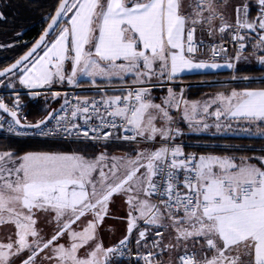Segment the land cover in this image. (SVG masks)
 I'll list each match as a JSON object with an SVG mask.
<instances>
[{
  "label": "snow or ice",
  "instance_id": "obj_1",
  "mask_svg": "<svg viewBox=\"0 0 264 264\" xmlns=\"http://www.w3.org/2000/svg\"><path fill=\"white\" fill-rule=\"evenodd\" d=\"M257 3L258 15L250 19L246 0L236 5L231 0H59L40 40L9 68L0 71V77L21 71V84L39 88L65 79L73 84L78 75L124 80L131 74L135 82L143 85L156 74L157 66L159 75L167 73L169 79L184 70L218 68V64L196 62L192 58L198 50L196 32H203L207 25L208 34L212 35L216 21L219 32L233 30V39L239 43L234 57L237 61L246 47L240 29L255 33L256 47L264 50V0ZM229 7L235 12V24L229 23ZM4 18L0 12V20ZM52 32H56L55 39L45 45L43 55L31 60ZM66 59L72 62L68 76L63 70ZM257 59L264 64V55ZM226 66L235 67L231 63ZM147 94L148 89L142 86L129 90L126 96L104 101L107 115L113 119L98 117L101 124L116 128L119 118L120 126H126L125 131L135 133L123 137L126 140L137 137L152 140L156 136L171 139L173 130L158 128L155 121L158 117L172 121V117L166 108L147 99ZM169 95L172 96L171 89ZM212 103H218L214 112L217 121L225 116L242 119L250 126H264V89L221 93ZM90 106L94 113L98 112L96 102ZM210 106L206 103L204 111ZM0 110L12 117L8 129L13 133H16L14 123L22 129H38L39 135L48 136L51 133L44 128L56 118L49 113L36 124L22 125L17 112L2 100ZM192 111L195 113L196 105ZM88 113L89 102L85 100L75 106L71 116L75 119L79 115L87 124L92 118ZM185 119H189L187 110ZM63 120L65 117H59L58 123ZM71 128L79 129L80 125L72 123ZM64 131L69 132V128ZM83 135L87 137L88 132ZM110 135L105 133L103 138ZM106 158L103 153L92 161L78 153L28 152L23 156L0 153V225L12 224L16 235L15 241L9 237L8 243L0 242V264H14L12 258L25 250L29 255L22 264H36L40 253L50 248L52 254L44 259L55 260L56 264H109V257L117 254L119 246L104 248L97 243L86 255L79 252L95 239L97 225L108 213V203L114 194L121 192L128 195L126 203L131 209L128 232L136 227L137 219L157 229L170 228L175 233V243L163 244V233L157 230L160 239L154 240L153 246H162L163 251L183 244L185 254L179 256L180 264H264V157L259 158L258 167L249 163V158H242L240 163L231 157L197 158L195 154L184 156L180 147L162 146L155 151L139 152L134 159L112 157L105 172L100 165ZM98 169L97 179L93 173ZM152 197L159 203H153ZM133 212L138 216L134 217ZM37 213H44L46 219L50 216L48 223L55 222V231L47 240L35 227ZM89 213L93 219L82 231L73 230L72 225ZM165 220L170 223L165 225ZM146 231L139 232L138 244ZM66 234L71 240L67 247L58 243ZM126 240L127 237L121 240L120 245H125ZM189 242L193 248L201 246L203 259L197 260L195 252L189 254ZM144 259L145 264H152L147 257Z\"/></svg>",
  "mask_w": 264,
  "mask_h": 264
},
{
  "label": "rangeland",
  "instance_id": "obj_2",
  "mask_svg": "<svg viewBox=\"0 0 264 264\" xmlns=\"http://www.w3.org/2000/svg\"><path fill=\"white\" fill-rule=\"evenodd\" d=\"M220 66L224 65L225 68H228L227 64L214 63ZM238 65V62L235 64V67ZM251 65H259L264 66V64H251ZM130 77L133 81H135V77L131 74L125 76V78ZM117 78V77H113ZM264 79V76L261 77ZM169 78L167 73L164 76L159 75V68L156 67V74L151 77L150 80H146L145 82H164ZM172 79V78H171ZM253 78L247 79H232L230 82H239V81H251ZM260 79V78H259ZM113 80V79H112ZM119 80V78H118ZM239 80V81H238ZM111 81V80H108ZM2 82V81H1ZM0 82V87L4 88ZM55 86V85H53ZM56 86H64V85H56ZM175 87V88H174ZM174 87H164L158 86V89H151V97L150 101L153 104H160L162 107L166 108L169 115L172 117V121H165L163 119H158L155 121V124L158 128L166 127L172 129L171 139H162L160 136H156L152 140H148L144 137H137L135 140H125L120 142L121 144L110 145L106 144V142H62L54 149L50 150H31L28 152H62V153H78L79 155L84 156L89 161L95 160L102 153L107 157L104 161L101 162L100 167L103 168L105 172H108V167L105 165H110L112 163V157H125V158H135L136 154L139 152H151L156 149L161 148L162 146L168 147L169 141H174L177 145L176 147H180L184 149V143L182 136L187 135L189 137V141L193 140L191 138H208L212 136H222V135H237L244 137H259L264 136V128H259L256 125H249L243 121H229L224 116L220 117V120L217 121L214 112L204 111V102L196 101L194 105H196V111L193 113L192 111V95L186 93V88L184 86H174ZM15 89V88H11ZM166 89V90H165ZM171 89L172 96L169 95V90ZM56 94V93H55ZM49 94L52 100L62 98V95ZM217 96L214 97V99ZM209 99L214 100L213 97ZM208 101V100H207ZM206 103V102H205ZM56 107L59 106V102H55ZM54 107V108H56ZM185 110H187L189 119H185ZM226 120V121H225ZM221 126L219 128L216 127L217 124ZM207 124L208 127L204 128L203 125ZM229 125H231L229 127ZM194 127H198V130H194ZM178 130V131H177ZM134 133V132H133ZM135 134V133H134ZM40 139V138H39ZM180 142V143H179ZM180 144V145H179ZM192 144H200L199 142H194ZM208 145V144H206ZM2 152H12L11 150H0ZM25 153H14L16 156H23ZM198 157L205 156V152L196 151ZM235 160H238L235 158ZM144 169H141L143 172ZM99 169L97 172L93 173L94 176L99 178ZM128 195L121 192L119 194H114L108 203V213L104 217L101 223H98L96 228L95 239L89 241L83 249L80 250L79 255L84 256L89 252L92 248L95 247L97 243L102 244L104 248H116L118 242L124 240L125 237H129L130 233L128 232L129 226V216L128 213L131 210L129 205L126 203ZM154 203V201H152ZM133 216H138L137 212H133ZM49 216L47 219L45 218L44 213H37L36 219L37 223L35 227L40 231V235L44 237L45 240L49 239L54 231H55V222L48 223L47 220L50 219ZM93 216L91 213L87 214L85 217H82L80 221H77L76 224L72 225V229L80 232L86 226L89 220H92ZM143 220L137 219L136 225H138ZM9 237L13 241L16 240L15 228L10 223H5L0 225V242L8 243ZM32 238L29 237V240ZM60 244H64L66 247L71 243L68 235H64L58 241ZM52 250L45 249L44 252L40 253V255L36 258V264H56L55 260L48 261L44 259L46 255H51ZM28 251L25 250L19 256L13 257L14 264H22L24 260L28 258ZM111 256L109 257V261Z\"/></svg>",
  "mask_w": 264,
  "mask_h": 264
},
{
  "label": "built area",
  "instance_id": "obj_3",
  "mask_svg": "<svg viewBox=\"0 0 264 264\" xmlns=\"http://www.w3.org/2000/svg\"><path fill=\"white\" fill-rule=\"evenodd\" d=\"M240 35L245 36V43L246 47L242 50L243 56L248 53H256L260 50V48L256 47L257 40L252 39L246 35L245 32L240 30ZM234 32L233 30L229 33V36L226 38H222L219 40H211L205 38H197L196 43L198 50L192 54V57L200 56L206 59L211 60H220L223 59L226 55L231 54V58L233 60V65L237 63V60L234 59L238 49L239 43L233 39ZM202 41L203 43L200 44L199 42ZM213 48L216 50V54L213 55ZM223 49V51H221ZM233 78L229 80H223L220 82H230ZM240 79V78H238ZM243 79V78H241ZM253 80V79H252ZM255 80H264L263 78L255 79ZM234 81V80H232ZM239 81V80H238ZM216 81H183V80H173L168 79L164 82H145L143 85L130 80V81H120V82H113L112 81H87V82H77L67 86H50L48 88L43 89L42 91L45 94H63V101L62 103L53 108L50 113H52L56 118L51 119L47 123V127L44 128L45 131H49L51 134L48 136L39 135L38 129H22L19 126H13L16 128V133L10 132L8 129V122H12V117L6 115L0 110V135L4 136H14V137H21V138H41V139H58L62 141H92V142H123L126 139H123L125 136L134 135L133 131H125V127H121L120 125L122 122L119 118H116L117 127L112 128L109 126H103L101 121L98 117H104L105 120H112V117H109L106 112V106L103 103L107 101L109 98L114 96H126L129 90H134L139 87H145L148 89L147 99L151 97V89H156L158 86L164 87H174V86H184L186 89L191 85H198V84H212ZM240 82V81H239ZM241 82H245L242 81ZM27 97H30L29 91L23 89H11V88H3L0 89V100H2L11 110H15L17 112L18 118L21 120V124H34L37 123L32 121L29 117L28 112V100ZM19 101V107H16V101ZM65 100L68 101L65 104ZM87 100L89 102V113L92 118L88 120L87 124L85 123L84 119L78 115L77 118H73L71 116L72 110L79 102H83ZM96 102V107L98 112L94 113L93 109L91 108V103ZM134 102V101H133ZM121 107L123 104L120 105ZM59 117H65V120L59 121ZM72 123H77L80 125L79 129L71 128ZM42 127H44L42 125ZM69 128V132L64 131L65 128ZM95 128L97 131H92ZM87 131L88 136H84L83 132ZM79 133V135H77ZM105 133H111L107 139H104L103 136ZM100 137V138H96ZM119 137V138H118ZM176 143L174 141H169L168 147L175 148ZM180 145V144H179ZM182 152L184 156H188L190 154H195L198 158V155L194 151L185 150L182 148ZM183 158V157H180ZM168 171V169H165ZM182 178V177H181ZM154 203H159L156 197H153ZM146 231V236L144 239L140 240L139 244L137 240L139 239V232ZM159 230L163 233V229H157L154 225H148L144 221L140 222L135 229L130 233L129 237L126 240L125 245H120L118 242L117 246H119V251L114 256L117 261H123L126 264H145L144 257H147L152 264H160L161 258L164 254V250H161V247H154L153 241L159 240L160 237L156 236V231ZM189 254L192 252L196 253V259L201 260L203 259L202 252L198 249L192 248L188 250ZM152 253L153 255H149ZM185 251L181 254L184 255ZM109 264H117L116 262H109ZM180 264V261H179Z\"/></svg>",
  "mask_w": 264,
  "mask_h": 264
},
{
  "label": "trees",
  "instance_id": "obj_4",
  "mask_svg": "<svg viewBox=\"0 0 264 264\" xmlns=\"http://www.w3.org/2000/svg\"><path fill=\"white\" fill-rule=\"evenodd\" d=\"M58 3L59 0H0V12H3L5 16L3 20H0V69L17 59L34 43L50 20L49 17L55 12ZM55 33L53 32L48 40L52 39ZM17 73L18 71L2 78L0 82ZM263 76L264 66L238 64L233 70L187 74L182 76L181 80L190 82L216 81L212 84L191 85L186 89L187 94L192 95L194 98H200L211 91H228L233 88L264 86V80H255ZM233 77L253 78V80L247 82H220ZM124 80L130 81L132 79L127 77ZM120 81L123 80H113V82ZM4 88H8V86L5 85ZM47 95L49 94L27 97L29 117L32 121L38 122L43 120L56 107L54 105L55 102H59V105L62 103L63 98L52 100ZM182 138L183 141L187 142L184 146L185 150L194 152L199 150L205 153L231 155L234 157L248 156L252 161L255 160V156L264 155V136H212L206 139L203 137H193L191 141L188 140L189 137L187 135H183ZM62 142L80 141L21 138L0 135V150H11L14 153H25L37 149L50 150L59 144L61 145ZM194 142H199L200 144H192ZM106 144L116 145L121 143L110 141L106 142ZM109 262L126 264L123 261H117L114 256L111 257Z\"/></svg>",
  "mask_w": 264,
  "mask_h": 264
},
{
  "label": "crops",
  "instance_id": "obj_5",
  "mask_svg": "<svg viewBox=\"0 0 264 264\" xmlns=\"http://www.w3.org/2000/svg\"><path fill=\"white\" fill-rule=\"evenodd\" d=\"M242 2H245V0H231V4L232 5H236V4H239V3H242ZM246 2L249 4V17H250V19L251 18H255L258 15V12H259V5L257 3V0H246ZM227 15L229 16V23L235 24L236 15H235V12L232 10V7H229ZM64 26H65V24L62 21L61 22V27H64ZM218 27H219V21H216L214 23V26H213V28H214L213 34L209 35L208 34V26L205 25L203 32L198 30L196 32L195 36L197 38L219 40V39L228 37L229 33L232 31L231 29H229V30L225 31L224 33H221V32L218 31ZM240 30L245 32L246 35L248 37L252 38V39H256V37H257L255 33L250 32L248 29H240ZM55 35H56V33H55ZM55 35L50 40L55 39ZM50 40H48L45 43V45L48 44V42ZM45 45L31 58V60H35L36 58H38V56L43 55V51L46 50L45 49ZM261 55H264V50L260 49L254 55H253V53L246 54L245 56L240 58V60H238L237 62H238V64H261L258 61V59H257ZM245 57H247V58L245 59ZM192 58L196 62H205V63H208V64H213V63H217V62L220 63V64H229V63L234 64L233 60L231 58V54L226 55L223 59H220V60H211V59H206V58H203V57H200V56H196V57H192ZM233 69H235V67H233V68H225L224 65H222V66H220L218 68L184 70L182 72H178L174 77H172V79L173 80H181V77L184 76V75H187V74L208 73V72H215V71H219V70H233ZM63 70H64V73H65L66 76L71 74L72 62H71L70 59H66L64 61ZM20 75H21V71H18V73L15 74L14 76H10L9 78L4 79L1 82V84L4 85V86L5 85L8 86V88L23 89V90L29 91L30 97H34V96L45 94L42 90L45 89V88H48L50 86H53V85H55V86L59 85V84L65 85V86L71 85V84L68 83L67 79H65L62 82L61 81L54 82L50 86L45 85V86L39 87V88H29L26 85L20 83ZM112 79L113 80H118V78H112ZM112 79H110V80L112 81ZM108 80L109 79L103 78V77H100V76H97L95 78H90V77H81V76L78 75V78H77V82L108 81ZM0 89H3V88L0 87ZM244 89H264V86H259V87L257 86V87H252V88H233V89L228 90V91L227 90L226 91L225 90L211 91L209 93H206L205 95H203L200 98L192 97L193 98L192 99V104L194 105V102H196V101H198V103L205 101L206 103H210L211 104V106L208 108V111L209 112H211V111L213 112V111H216L217 107H218V103H212V101L215 100L214 99L215 96H218V94H221V93H223L225 95H228L233 90L241 91V90H244ZM34 93H38V95H33ZM61 95H62V98H63V94H61ZM210 97H213L214 100L209 99ZM205 102H204V104H206ZM225 118L227 120L231 121V122H233V121H243L242 119H237V118H231V117H225ZM259 128H264V126H261ZM222 136H228V135H222ZM79 141H81L83 143L84 142H89V141H85V140H79ZM90 142H92V141H90ZM183 143L186 145L187 142L183 141ZM208 155L218 156V157H231V158H234V160L236 158V159H238V160H235L236 163H240L242 158H249L248 162L257 165L258 167L261 166L259 158L264 157V155L255 156L254 157L255 160L252 161L251 158L248 157V156L234 157V156H231V155H220V154H216V153H206L205 154V156H208ZM151 199H152V201H154L153 197ZM163 223L165 225H167L170 222L165 220V221H163ZM162 229H163V244H168L169 242L175 243V240L173 239V237L175 236V233L170 228H167V227H162ZM170 233H171V236H170ZM192 248H193L192 244H191V242H189L188 250L192 249ZM195 249H198V250L201 251V246L198 244V245H196ZM184 251H185V248H184L183 244H181L176 249H172V250L165 249L164 250V254H163L162 258H161V263L160 264H179V256ZM202 255H203V253H202ZM211 255H212V253L209 252L208 256L210 257ZM111 257H113V256H111Z\"/></svg>",
  "mask_w": 264,
  "mask_h": 264
},
{
  "label": "water",
  "instance_id": "obj_6",
  "mask_svg": "<svg viewBox=\"0 0 264 264\" xmlns=\"http://www.w3.org/2000/svg\"><path fill=\"white\" fill-rule=\"evenodd\" d=\"M55 13V12H54ZM54 13H53V15H54ZM51 21L49 20L48 21V23H47V25L45 26V28H44V30L42 31V33L39 35V37L34 41V43L22 54V55H20L17 59H15L14 61H12L10 64H8L7 66H5V67H3V68H1L0 69V71H3L4 69H7V68H9L12 64H14L17 60H19L22 56H24L26 53H28L32 48H33V46L37 43V41H39L40 40V37L44 34V32H45V30L48 28V24L50 23ZM53 33V32H52ZM52 33H50V35L52 34ZM49 35V36H50ZM48 38L49 37H47L46 38V40H45V43L47 42V40H48ZM45 44H42L41 45V47L40 48H38L37 49V52L44 46ZM36 52V53H37ZM35 55V54H34ZM31 59V58H30ZM10 74H12V73H9L8 75H10ZM2 78H4V77H0V80L2 79ZM2 111V110H1ZM3 112V111H2ZM4 113V112H3ZM50 113V112H49ZM6 115H8V116H10V114L9 113H5ZM49 115V114H48ZM47 115V116H48ZM46 116V117H47ZM11 117V116H10ZM45 117V118H46ZM44 118V119H45ZM34 124H36V123H34Z\"/></svg>",
  "mask_w": 264,
  "mask_h": 264
}]
</instances>
